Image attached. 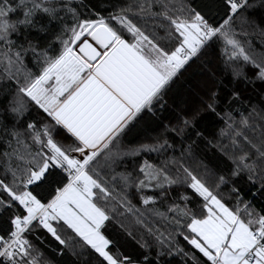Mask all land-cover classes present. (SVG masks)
I'll use <instances>...</instances> for the list:
<instances>
[{
    "label": "snow or ice",
    "instance_id": "6c2138e0",
    "mask_svg": "<svg viewBox=\"0 0 264 264\" xmlns=\"http://www.w3.org/2000/svg\"><path fill=\"white\" fill-rule=\"evenodd\" d=\"M156 3L161 10L152 12ZM257 6L264 9V0H0V96H11L0 109V264H53L32 239L38 232L63 246L60 255H76L78 246L100 264H172L167 258L176 255L184 264H264V212L253 203L264 201V124L249 135L253 117L264 121V92L245 115L241 92L222 94L223 81L210 72L214 83L199 107L171 128L158 115L179 77L206 54L219 53L234 82L264 84V53L255 58L239 38L246 28L264 35V14H251ZM18 11L22 18H13ZM145 17L163 20L156 27L165 36L146 29ZM53 23L59 30L43 48L21 39V26L48 32ZM202 113L224 121L207 143L231 162L226 174L195 157L205 139L197 129ZM157 127L180 137L179 155L175 136L151 135ZM128 136L140 141L124 145ZM53 178L54 194L42 195ZM120 209L154 242L137 240L138 257L106 235ZM147 215L173 230L153 227Z\"/></svg>",
    "mask_w": 264,
    "mask_h": 264
},
{
    "label": "trees",
    "instance_id": "16d2710c",
    "mask_svg": "<svg viewBox=\"0 0 264 264\" xmlns=\"http://www.w3.org/2000/svg\"><path fill=\"white\" fill-rule=\"evenodd\" d=\"M79 2V0H76ZM112 4L117 6H124L127 4L135 3V0H110ZM169 5L180 3V0H167ZM193 6H203L208 0H191ZM99 0H91V4H97ZM111 8H103L101 9L102 14L106 15L108 11H111ZM160 5L158 3L153 4L152 12L160 11ZM257 19L264 14V9H261L259 6L256 7L251 13ZM22 18V13L19 11L14 14L13 18ZM139 19V18H138ZM147 23L145 25L146 29L155 31L157 36L164 37L165 32L161 28H157L156 25L159 23H165L163 20L154 19L150 17L144 18ZM46 21H42L45 23ZM59 30V26L55 23L49 26L48 32H39L36 29L28 28L25 30L22 26L20 28L21 39L26 34L28 39L33 40L39 48H43L47 41L53 38V33ZM241 30V26H237V31ZM249 35L240 36L239 38L245 42V47L248 52L253 55L255 58L260 59L261 54L264 53V35H261L259 32H254L251 28H246ZM15 38V37H14ZM161 43L167 44V40H162ZM28 61L32 60V54L29 53L27 57ZM241 63H243L241 61ZM29 67H32V64L29 63ZM245 71L248 72L249 75L252 74L253 69L251 66H247ZM215 73V77L219 80L223 81V87L221 89L222 94L225 93L228 89L235 87L237 90L241 92L242 99L244 101V107L240 108V111L245 115L248 114L245 109L248 111L251 110L253 105H256L258 108L262 104L261 92H264V84L256 82L253 84H246L243 80L233 81L230 71L225 67L223 58L219 55V53L206 54L201 61L194 64L187 71L183 72V74L179 77L176 83L172 86V89L168 94V108L164 112L158 113L161 121L164 125H167L169 128L176 125L177 116L184 115L186 113L191 112L200 106V98L206 95V92L209 88L213 86V79L209 73ZM11 99V96L5 95L0 96V109H4L7 106L8 100ZM239 107V106H238ZM32 114H35V110H32ZM237 118H239L237 116ZM253 122L256 125V131H249L250 136L259 135L261 128L259 125L264 124V121H261L258 117H253ZM225 124L221 117L215 116L209 113H202L199 120L197 121V129L203 133V137L205 139H198L197 145L195 147V157L203 160L205 164L208 165L210 169L220 173L226 174L228 168L231 167V162L227 160L226 157L222 156L214 147L210 146L207 141L215 140L219 137L220 129L224 128ZM169 135L175 136L174 133H165L163 127H157L152 132L151 135ZM176 139V155H179L180 150V137L175 136ZM195 139V137H194ZM140 141L139 137L128 136L125 137L122 141L124 145L131 146L135 145ZM148 142V141H145ZM227 143V140L224 141ZM155 154L144 155L143 158L153 159ZM141 157H136L135 160L139 162ZM190 166L196 167V160H190L188 162ZM127 165V170H131L133 168V159H127L125 161ZM125 170L123 167L117 168V171ZM58 171V170H57ZM202 171V169H201ZM209 184H212L215 181V176L209 175L206 177ZM55 178H53V182L50 186L47 187V190H42L41 194L44 196H48L49 193L54 194V189L57 186L54 182ZM247 186V182H243L241 184L242 192ZM181 192L184 189H180ZM226 191V190H225ZM175 194V193H174ZM188 194H191L190 190H188ZM247 199H252L250 195L245 193ZM179 202V201H178ZM135 203V200H134ZM235 201H231V204H234ZM255 208L259 212H264V201H261L259 198L253 201ZM163 210V209H161ZM122 209L118 210L114 219L111 222H108L106 227V235L109 236L117 245L122 252L130 254L134 257L140 256L143 252L140 245L137 243L141 237L144 240H147L149 243H154L152 238L149 237L143 230V228L135 225L134 220L130 216L120 215ZM147 222L151 224L155 228H159L161 231L167 229L168 231H172L173 228L171 225L166 224L164 221L160 220L158 217H152L150 215L146 216ZM3 221H0L2 224ZM121 224L124 227H121ZM125 229H130L133 233V236H129ZM37 235L40 236V240H35V237H32L34 243L39 248L40 252L43 253L44 258L53 261V264H100L99 259L90 249L81 250L78 246H75L76 255H73L71 252L65 250L64 255H60L58 251V242L54 241L50 236L46 235L43 232H38ZM135 237V239L133 238ZM176 239L180 240L181 246H186L185 242L182 240V237L177 236ZM168 260H171L172 264H184L179 255L174 257H168Z\"/></svg>",
    "mask_w": 264,
    "mask_h": 264
}]
</instances>
